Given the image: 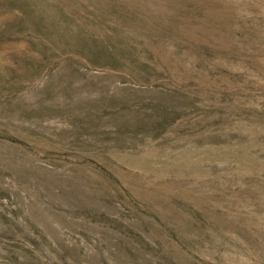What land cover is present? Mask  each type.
<instances>
[{"label": "rangeland", "instance_id": "374dc122", "mask_svg": "<svg viewBox=\"0 0 264 264\" xmlns=\"http://www.w3.org/2000/svg\"><path fill=\"white\" fill-rule=\"evenodd\" d=\"M0 264H264V0H0Z\"/></svg>", "mask_w": 264, "mask_h": 264}]
</instances>
